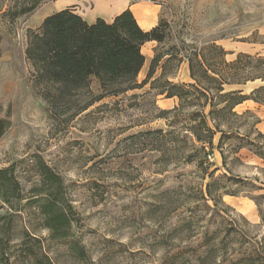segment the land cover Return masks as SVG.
<instances>
[{
  "label": "rangeland",
  "instance_id": "rangeland-1",
  "mask_svg": "<svg viewBox=\"0 0 264 264\" xmlns=\"http://www.w3.org/2000/svg\"><path fill=\"white\" fill-rule=\"evenodd\" d=\"M62 1L39 0L34 11L11 22L5 14L7 2L0 0V119L5 125L0 170H7L2 191L8 200L5 204L0 199V264H178L169 257L182 251L185 259H191L203 233L215 228L207 224L210 212L196 198L211 180L195 164L178 160L183 150L178 141L168 145L138 136L173 131L175 138L184 137L183 123L190 124L192 110L185 118L170 114L168 122L157 119L158 109L171 110L177 100L156 96L147 85L106 98L74 119L55 118L31 87L24 54L28 31L37 32L44 18L67 5L86 21L98 17L92 16L93 0H72L59 8ZM111 1L122 2L130 10L145 8L157 16L164 31L162 44L143 47L147 56L139 83L156 54L170 58L163 57L154 78L164 72V79L180 84L189 83L185 59L195 50L215 43L235 53L241 45L264 43L258 34L264 24V0ZM115 15L99 18L108 21ZM234 57L229 55L227 60ZM254 86L243 91L248 93ZM92 91L98 94L95 84ZM236 112L244 113V107ZM259 130L264 134V121ZM164 153L171 157L168 161L163 160ZM236 157L241 164L231 156L226 161L234 175L259 176L256 167L264 169L245 150ZM210 163L209 172L217 169L215 177L230 176L216 149ZM42 165L58 180L47 181ZM49 199L70 221L64 238H52L44 227L41 209L56 215L46 206ZM222 201L233 209L232 216L239 214L251 225H259L248 198L224 196ZM56 225L62 228L58 220ZM257 231L262 236L264 228Z\"/></svg>",
  "mask_w": 264,
  "mask_h": 264
},
{
  "label": "trees",
  "instance_id": "trees-1",
  "mask_svg": "<svg viewBox=\"0 0 264 264\" xmlns=\"http://www.w3.org/2000/svg\"><path fill=\"white\" fill-rule=\"evenodd\" d=\"M4 1L8 6L5 14L11 22L34 11L39 3V0ZM164 40L160 23L145 32L129 9L109 22L99 18L91 24L71 8L55 12L43 19L37 32L27 34L24 54L30 66L32 90L58 119H74L106 98H116L147 85L156 96L177 100L171 110L158 109L157 119L168 122L170 114L185 118L187 110L191 109L190 124L183 123L182 131L187 133L184 137L175 138L173 131H153L138 136L168 145L178 141L183 147L178 160L187 165L195 164L202 176L207 175L211 180L204 192L196 193V198L210 212L207 224L213 225L214 230L203 233L191 252V259H185V251L177 253L179 258L174 255L176 257L169 259L178 260V264H264V232L261 236L257 231L264 228V169L256 167L259 176L240 177L232 174L226 162L227 156H231L232 161L241 164L236 155L245 150L264 164V134L257 128L260 119L250 111L242 114L235 111L248 100L264 108V57L238 53L229 61L227 56L231 53L212 43L185 59L189 83L175 84L164 79V72L154 78L163 57L170 58L168 54H156L149 62L144 80L139 83L138 76L145 65L142 47L149 42L159 45ZM248 83H258V86L244 94L241 87ZM93 84L97 95L92 91ZM156 84L160 86L155 87ZM4 129V121L0 119V137ZM230 141L234 143L228 145ZM214 149L229 177L225 174L215 177L217 169L209 172ZM168 156L164 153L163 160L168 161L171 158ZM42 170L47 181L58 180L46 166L42 165ZM6 173L7 170H0V199L5 204L8 200L2 188L7 182ZM52 188L57 189L56 185ZM240 195L254 204L259 225H251L242 215L234 213L232 216L233 209L222 201L224 196ZM46 206L56 210V215L41 209L44 227L52 238L66 237L70 230L68 217L55 201L49 199ZM57 220L62 228L57 227Z\"/></svg>",
  "mask_w": 264,
  "mask_h": 264
},
{
  "label": "crops",
  "instance_id": "crops-1",
  "mask_svg": "<svg viewBox=\"0 0 264 264\" xmlns=\"http://www.w3.org/2000/svg\"><path fill=\"white\" fill-rule=\"evenodd\" d=\"M71 7V5H67L65 8H63V9H60V10H58V11H56V12H59V11H61V10H64V9H67V8H70ZM127 9H131V7L130 6H128V5H126V8L123 10V11H125V10H127ZM123 11H121L120 13H122ZM120 13H118L117 15H119ZM117 15H115V16H117ZM114 16V17H115ZM113 17V18H114ZM96 19H99V17H94V19L92 20V21H90V22H87V23H89V24H91V23H93ZM100 19H102V18H100ZM104 20V19H103ZM106 21V20H105ZM107 22H109V21H107ZM157 24H158V18H157V16L155 15V20H154V22L152 23V24H150L148 27H146V28H141L140 26V28H141V30H143V31H145V32H147V31H150L151 29H153L154 27H156L157 26ZM258 34L260 35V36H263L264 37V24L262 25V26H260L259 28H258ZM147 44H155V42H149V43H146L145 45H147ZM144 45V46H145ZM143 46V47H144ZM243 45H241V47H239V48H237V50H236V52L235 53H231V55H236V54H238V53H243V54H249V55H260V56H264V43L263 44H253V45H246V46H249V47H242ZM142 47V48H143ZM229 56V55H228ZM145 58V57H144ZM233 60V59H232ZM248 85H255L252 89H250L249 90V92L248 93H245L244 91H243V89L246 87V86H248ZM258 86V83H248L247 85H245V86H243V87H241V90L244 92V94H249L254 88H256ZM168 100H170L171 102H173L172 101V99H168ZM167 100V101H168ZM240 107H244V111H252V110H254V113H255V115H256V117L257 118H259L260 119V123L257 125V128H258V130H259V126L263 123V121H264V108L263 107H261V106H259L258 104H256V103H254V102H252V101H250V100H248V101H245L244 103H242L241 105H238L236 108H235V111H237V109L238 108H240ZM260 131V130H259ZM261 132V131H260Z\"/></svg>",
  "mask_w": 264,
  "mask_h": 264
},
{
  "label": "bare ground",
  "instance_id": "bare-ground-1",
  "mask_svg": "<svg viewBox=\"0 0 264 264\" xmlns=\"http://www.w3.org/2000/svg\"><path fill=\"white\" fill-rule=\"evenodd\" d=\"M71 1L72 0H64V1L60 2L58 4L59 8L67 5ZM93 1L95 2V9H94V11L92 13V16L101 17V16L104 15L106 17H109L112 14H116L117 15L118 13H120L121 11H123L126 8L125 4L122 3V2H112L111 0H93ZM144 9L139 7V8L131 10L133 15H134V17H135V19H136V21H137V23H138V25L141 28L148 27L155 20V18H154L155 15L152 12H149V11L144 10ZM110 20H108V21H110ZM87 22H89V21H87ZM142 54L144 55V57L147 56V53L144 50V48H142Z\"/></svg>",
  "mask_w": 264,
  "mask_h": 264
}]
</instances>
